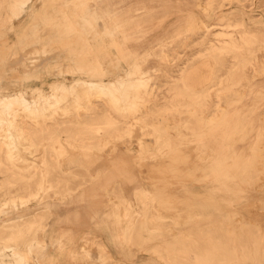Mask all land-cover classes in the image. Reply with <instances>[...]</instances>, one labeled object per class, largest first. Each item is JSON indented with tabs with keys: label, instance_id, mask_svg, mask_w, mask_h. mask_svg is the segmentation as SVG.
Masks as SVG:
<instances>
[{
	"label": "rangeland",
	"instance_id": "374dc122",
	"mask_svg": "<svg viewBox=\"0 0 264 264\" xmlns=\"http://www.w3.org/2000/svg\"><path fill=\"white\" fill-rule=\"evenodd\" d=\"M197 1H123V5L129 6V16L140 14L125 27L130 39L124 46L138 55L145 76L151 75L149 85L153 89L164 85L168 80L166 76L177 75L174 71L178 68L169 64L170 60L179 68L188 67L194 85L210 83L214 63L211 59L198 62L197 54L203 50V41L189 22L193 20L191 14L211 25L224 22L207 19L204 12L195 6ZM201 1L205 5L211 3L213 10L221 8L229 15L231 22H242L247 30L255 32L259 27L264 30V0ZM118 2L79 0L75 5L67 4L62 11L71 22L69 25L63 21L55 22L56 12L49 7L46 10L39 8L33 16H20L12 27L5 16L4 21H0V91L18 92L23 86L48 90L54 80L99 78V74L74 71L76 67L82 69L87 46L93 47V54L89 57L94 58V66L99 67V21L93 19L99 17V10L103 12L102 7L115 10ZM83 6L86 8L85 15L90 17L88 24L91 25L89 22L93 21L94 26L74 23L76 15L82 16ZM241 12H245V17L240 15ZM95 13L97 15H93ZM248 16L262 19L263 25L252 23ZM107 22L110 23V20ZM217 26L212 27L213 32L223 29ZM92 33L96 34V38L91 37ZM53 34L59 38L58 41ZM208 40H213V37L209 36L205 42ZM112 49L113 46H110L104 53L103 60L110 71L106 73V79L115 78L114 62L109 59L113 54L109 50ZM43 50L46 55L42 56ZM27 57H31L33 62L30 63ZM257 59L255 68L259 69L264 62V50L258 53ZM244 73L250 81H243V86L221 97L218 113L221 120L207 124V127H211L209 130L195 128L198 134L194 138L189 134L181 137L186 133L181 127L179 130L169 129V139L165 138L168 132L160 131L159 146L165 149L170 145L162 155L155 153L153 137L147 134L150 132L137 125L131 126L130 132L121 135L118 140L110 139L100 145L99 140L96 141L97 150L89 154V164L70 169L58 168L59 164L65 166L69 163L66 152L47 159L46 163L53 168L47 170L46 179L58 183L48 190L46 184H36L41 178L37 175L29 186V192L19 190L15 193L19 196H36L29 201L18 199L16 206L10 201L3 202L1 207L6 212L16 210L15 213L22 217L11 220L17 216L13 213L1 214L0 223L7 220H11L7 223L16 222L14 224L20 225L24 231L29 228L26 237L43 242V250L30 255V264H161L151 260L146 252L150 237L147 230L151 220L149 212H160V209L154 207L156 203L149 199L143 189L161 196L181 198L185 195L189 198L183 199L181 204L189 205L192 217L163 215L166 218L160 221L161 224L164 228L173 229L168 237H180L187 230L194 232L204 225L217 234L226 227L234 231L236 225L243 226L244 231L246 224L258 227L264 237V157L257 154L259 150L264 154V73L256 75L252 70ZM166 89H158L161 102L169 98ZM92 99L96 98L92 96ZM106 99L105 102L110 101ZM67 107L69 113L76 109V105L74 107L72 104ZM110 107L113 116L121 120L126 113L125 107L130 111L133 108L129 103ZM208 109L212 111L214 107L209 105ZM19 112L12 128V132L19 134L13 163L21 167L13 168V171L18 174H39L41 169L26 167L32 160L41 162L40 152L35 153V147L20 135L19 123L23 122L22 125L27 128L36 127V123L45 126L49 125V117L46 114V117L37 119L21 109ZM188 121L195 124L188 115L174 119L169 117L166 123L181 125ZM4 130L0 134L3 135ZM202 130L204 132L200 133ZM139 142L144 144L145 150H140ZM69 152L79 161L85 160L79 152L71 149ZM156 167H161L165 172L172 167L175 174H160ZM113 189L114 195L123 193L129 202L121 205L107 196ZM135 191L139 193L137 199L134 197ZM40 197L42 199L38 201ZM140 212V220L143 219L145 224H135L134 228L142 227L144 231L126 235L130 239L128 246L121 249L112 238L115 228L113 217L107 215L115 214L124 222ZM163 233L168 234L167 231Z\"/></svg>",
	"mask_w": 264,
	"mask_h": 264
},
{
	"label": "bare ground",
	"instance_id": "6f19581e",
	"mask_svg": "<svg viewBox=\"0 0 264 264\" xmlns=\"http://www.w3.org/2000/svg\"><path fill=\"white\" fill-rule=\"evenodd\" d=\"M77 1L79 0H66L65 2L60 0H0V21H4L7 16L9 26L12 27L15 19L20 16H33L39 8L46 10L49 7L56 12L55 22L63 21L69 25L71 22L67 20L66 15H63L62 8L69 4L75 5ZM123 1L119 0L116 9L112 11L107 7H102L103 12L99 10V17L93 19L95 22L99 21V67L94 66V58L89 57L93 54V47L87 46L82 69L76 67L74 71L99 74V78L74 77L71 81L54 80L48 90L37 86H23L18 92L0 91V132L5 129L4 134H0V217L1 214L9 213L17 216L11 220L22 217L18 212L15 213L16 210L11 212L1 210L2 203L10 201L13 206H16L18 199L29 201L36 196L34 194H27L28 196L15 194L19 190L29 192V186L34 182L35 176L41 177L36 184L40 186L46 184L48 190L58 183V181L52 182L46 179L47 170L53 168L46 163V160L53 158L56 154L66 152L65 155L69 161L65 166L59 164L58 168L81 167L90 163L88 157L91 152L97 150L96 141L99 140L100 145L110 139L118 140L121 135L130 132L131 126L138 125L137 127L140 126V129L150 132L147 134L153 137L152 145L155 153L162 155L170 145L165 149L159 146L160 131L166 133L169 129L179 130L181 127L180 129L186 132L181 137L189 134L196 138L198 133L195 128H208L209 130L211 127H207V124L221 120L218 115L221 97L243 86V81H250L244 71L252 70L256 75L264 73V62L259 69L255 68L258 63L257 55L264 50V30L260 27L255 32L247 30L243 28L242 22H231L229 15L221 11V8L213 10L211 3L205 5L201 0H198L195 6L204 12L207 19L224 22L211 25L194 14H191L193 20L189 22L193 25V31L199 32L198 35L203 41V50L197 54L198 62L203 63L211 59L214 63L210 83L202 86L194 85L191 82L188 67L179 68V65L170 60L168 63L178 68L174 71L177 75L166 76L168 79L166 83L153 89L149 85L151 75L145 76L139 59H137L138 55L124 46L130 39L125 33V27L140 14L129 16V6L123 5ZM82 9V16L76 15L77 19L74 23L86 27L94 26L92 25L93 21L89 22L91 25L88 24L90 17L85 15L86 8ZM97 13L93 15H97ZM240 15L245 17L246 14L241 12ZM108 19L110 23L107 22ZM248 19L256 25H263V20L260 18L256 20L248 16ZM213 26L223 29L213 32ZM71 32L70 29L69 33ZM53 35L58 41L59 38L57 39L55 34ZM209 36H212L213 40L205 42ZM91 37L96 38V34L92 33ZM110 46H113V49L109 50L113 54L109 59L114 62L115 78L106 79L105 75L110 71L104 63V53L106 54L107 48ZM45 52V50L42 51V56L46 55ZM27 59L30 60V63L33 62L31 57H27ZM1 61L0 56V63ZM226 61L228 65H226ZM87 62L89 65H85ZM163 87L167 88L166 93L169 98L161 102V94L158 89ZM92 96L96 99L93 100ZM106 98H109L110 101L105 102ZM119 103H123V105L129 103L133 107L131 111L125 107L126 113L123 115V120L114 117L110 107ZM70 104L74 107L76 105V109L72 113L67 111V105ZM209 105L214 107L212 111L208 109ZM20 109L23 113L37 119L46 117V114L49 117V125L45 126H39V123H36V127L27 128L22 125L23 122L19 123L20 135L30 141L31 145L35 147V153L40 152L41 162L32 160L26 164V167L32 170L41 169L42 172L39 174L36 172L18 174L13 171V168L21 167L13 163L19 134L12 132ZM182 115L190 116L195 124L193 125L189 121L181 125L166 123L169 117L174 119L176 116ZM203 132L202 130L200 133ZM165 138H170L169 132ZM139 147L141 151L145 150L144 144L141 142H139ZM69 149L79 152V155L85 160L79 161L74 154L69 152ZM171 151L174 152L173 149ZM257 154L259 157H264L261 150ZM156 168H159L160 174L166 172L170 175L175 174V169L172 167H169L166 172L161 167ZM17 187L22 188L17 189ZM113 191L115 190L108 192L107 196L116 199L118 204L123 205L124 202H129L123 193L114 195ZM143 191L150 200L156 203L154 207L160 209V212L155 210L149 212L151 220L147 230L150 237L147 240L146 252L151 260L161 264H264V237L258 227L251 225L249 227L246 224L244 225L246 229L243 231V226L236 225L234 231L226 227L220 229L217 234L204 225L201 228L197 227L199 229L194 232L188 231L186 228L187 231L180 237L173 235L168 237L173 229L171 227L164 228L161 224L160 221L166 218L163 215L174 214L178 218L180 216L192 217L189 205L181 204L183 199L189 198L185 195L175 198V196L169 195L161 196L144 189ZM134 197L135 199L139 198V193L135 191ZM41 199L42 197L38 201ZM136 214L124 222L118 219L115 214L107 215V217H113L115 228L112 238L121 249L128 246L130 239L126 235L135 231L138 233L144 231L142 227L137 230L134 228L135 224H145L143 219L140 220L142 213ZM11 220L0 223V264H30V255L35 251H42L44 244L25 236L29 228L24 231L20 225L14 224L16 222L7 223ZM163 231H167L168 234Z\"/></svg>",
	"mask_w": 264,
	"mask_h": 264
}]
</instances>
